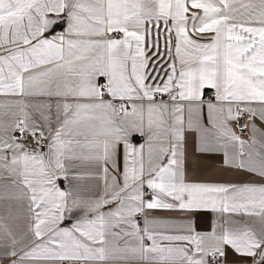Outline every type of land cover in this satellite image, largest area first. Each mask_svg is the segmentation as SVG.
Wrapping results in <instances>:
<instances>
[{
	"label": "snow or ice",
	"instance_id": "6c2138e0",
	"mask_svg": "<svg viewBox=\"0 0 264 264\" xmlns=\"http://www.w3.org/2000/svg\"><path fill=\"white\" fill-rule=\"evenodd\" d=\"M0 264H264V0H0Z\"/></svg>",
	"mask_w": 264,
	"mask_h": 264
}]
</instances>
